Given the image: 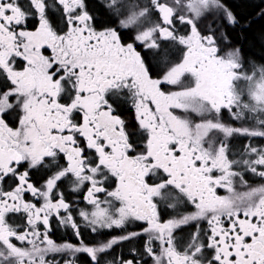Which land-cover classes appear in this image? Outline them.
<instances>
[{"label":"snow or ice","instance_id":"snow-or-ice-1","mask_svg":"<svg viewBox=\"0 0 264 264\" xmlns=\"http://www.w3.org/2000/svg\"><path fill=\"white\" fill-rule=\"evenodd\" d=\"M0 264H264V0H0Z\"/></svg>","mask_w":264,"mask_h":264},{"label":"flooded vegetation","instance_id":"flooded-vegetation-1","mask_svg":"<svg viewBox=\"0 0 264 264\" xmlns=\"http://www.w3.org/2000/svg\"><path fill=\"white\" fill-rule=\"evenodd\" d=\"M234 2H237V3H239V2H241V0H234ZM59 235V234H58Z\"/></svg>","mask_w":264,"mask_h":264}]
</instances>
